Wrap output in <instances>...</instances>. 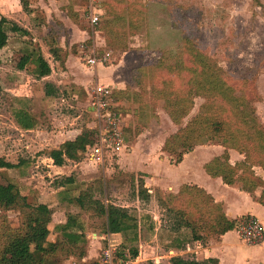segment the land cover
Listing matches in <instances>:
<instances>
[{
  "label": "rangeland",
  "instance_id": "rangeland-1",
  "mask_svg": "<svg viewBox=\"0 0 264 264\" xmlns=\"http://www.w3.org/2000/svg\"><path fill=\"white\" fill-rule=\"evenodd\" d=\"M57 1L59 2L54 0H30V6L33 8L31 7V13H27L23 9L20 0H0V19L4 17L9 22L16 23L20 28L27 30L32 37L29 38L22 33H10L7 47L0 51L2 60L0 64V161L3 160L2 152L8 138L10 139L9 144L13 146L12 151L17 152L20 150L18 154L23 155L22 159L25 164L30 166L29 174L36 176L35 184L38 183L41 177V181L51 182L48 187L58 188L60 185H64V189L57 194H53L52 190H47L51 195V200L61 196L67 198L69 196V194H66L68 188H70L71 195L75 198L80 195L86 185L90 186L93 181L101 179L109 182L108 186H106V190L103 188L101 191L94 189L93 185L91 191L94 199L128 208L130 214L138 220V224L142 229L149 228L150 224L156 227L165 224V226L170 227L168 214L172 216L174 213L170 214L165 209L166 202L160 201L161 199L167 200L169 193L154 190L148 197L143 192L144 190L140 192L138 179L142 177H136L130 173L124 174L120 170L119 165L116 163L118 151L114 155L115 158H113L112 164L107 163L104 167L84 161V156H82L79 161L83 163L81 164L82 167L79 166V170L69 172V176L74 178L73 184L67 183L68 177L66 175L45 177L48 169L42 162L44 159L42 150L50 148L54 144V141L51 144L49 143L52 140L49 136L50 132L59 131L62 128L64 130L78 128L80 131L86 130L88 132L87 136L91 137L90 139L95 141L97 138L93 134L95 132V116L88 108L93 98L91 96L88 99L86 93L84 94L82 91H79L78 95H71L73 89L78 90V87L72 83L69 84L70 81L59 74L55 77V74L51 80H58L62 89L56 92L55 100L54 98L48 100L44 89L48 79L37 80L25 71L20 70L22 71L20 73L19 69L16 68L24 54V49L29 46L25 43L32 39V42L38 45L42 54L49 60L51 66L54 63L49 55V43L53 41V44H55V39L56 43L58 41L59 47H65L67 51L70 48L74 52L78 64H83L82 58L84 55L89 56L92 52H97L99 55L111 52L112 61L115 64L122 54L130 51L128 59L132 65H141L140 67L144 69L158 59L162 60L165 65L187 64L189 52L195 47L208 57V63L213 67L212 71L219 76V79L225 80L227 85L235 89L237 95H243L248 101L254 102L257 115L264 123V0H126L124 4L118 0H102L103 14L105 12L103 22L107 17L112 20V17L106 13L108 7L112 5L113 8L121 11L126 10L133 4L142 12V15L134 24L135 27L132 28L127 23L123 26L120 24L125 34L111 36L110 38L104 33L103 29L90 27L88 19L84 16L86 14V10H84L86 0ZM117 28L118 25L115 26V30ZM73 68L74 73L87 75L88 78L91 75L90 72L80 67ZM54 70L56 69L54 68ZM161 70L157 71L159 74L152 75L147 68L149 74L140 75L143 86L142 94L150 106L151 115L156 116L157 121L162 120L163 117L160 99H156L148 89L159 87L162 80L169 77L165 68H161ZM187 81L185 78L178 81V83L184 85ZM79 88L82 90V86ZM27 93L30 97H26ZM63 99H65V102H63ZM67 100L72 102H67ZM203 103L204 99L197 97L193 110L181 125H177V129L172 131V129L165 127L168 131L173 132L169 134H179L181 128L197 115ZM20 107L35 116L38 123L37 128H35L36 135L33 132H28L23 136L16 135V130L13 127V116L14 112ZM116 108L120 113L131 115L128 111H131L132 107L128 108L126 105H120ZM128 120V122H122L124 136H126L124 146L125 143H132L135 135L142 132L149 121H143L141 125H135L131 119ZM164 120L165 123L166 119ZM155 126L148 127V129L150 128L149 135H147L148 140L155 135ZM38 130L41 132L37 134ZM154 142V144L152 143L151 153L141 154L143 155L141 159L152 160L156 156L155 153L163 151L162 148L159 151L157 141ZM15 143H19L18 147ZM207 146L213 147H209L212 149L205 148L200 151V161L206 159L209 155H214L216 152L220 155L223 153L224 148L220 149L217 145L212 144H207ZM124 149L125 152H130L129 146L124 147ZM231 151V162L236 161L237 163L239 159L244 160L245 156L243 154L235 150ZM163 152L167 157H170V160L172 158L176 159V155L172 157L169 153ZM37 160L40 162L39 167H36ZM69 164L73 165V162L67 163V165ZM138 168L141 167L138 166ZM257 171L259 172V170ZM4 181L0 177V183ZM237 185L240 187V182ZM151 189L154 188L151 187ZM262 189L258 188L256 194L260 195ZM169 207L179 209L183 207V204L181 201H173ZM211 208V204L205 203L202 210ZM71 209L73 211L69 213L78 214V218L83 226L85 225L87 232L102 234L103 219L97 217L95 211H80L74 205ZM187 209L190 212H195L192 205ZM19 213V210L7 213L13 225H18ZM190 218L193 221L202 222L203 226L210 224V221L199 215V213H195ZM187 237L188 235L185 233L184 238ZM126 238L132 239V236L129 235ZM168 241L167 233L159 230L156 239L152 243L154 245L153 249H150V247L147 250L140 249L143 258L145 254L148 257L143 264H152L154 257L163 255L169 245ZM190 242L189 239L186 240L187 244L193 245ZM134 246V240L128 242L126 247L118 245L119 257H124L125 254L131 255V248H135ZM101 258L102 251L99 252L100 261ZM47 260L46 264H57L67 259L61 256L57 258L48 256Z\"/></svg>",
  "mask_w": 264,
  "mask_h": 264
},
{
  "label": "trees",
  "instance_id": "trees-1",
  "mask_svg": "<svg viewBox=\"0 0 264 264\" xmlns=\"http://www.w3.org/2000/svg\"><path fill=\"white\" fill-rule=\"evenodd\" d=\"M122 1L123 4L126 0ZM23 9L31 13L30 0H20ZM113 6V5H112ZM112 6L108 7L107 15L112 17L110 20L105 18V12L101 18L100 28L104 30L108 38L111 36L124 35L120 24L126 23L130 27H135L137 19L142 15L139 8L130 5L126 10H116ZM103 24V25H102ZM118 28L115 30V26ZM121 28V29H120ZM10 33L20 34L32 38L30 33L20 28L16 23L9 22L6 18L0 19V51L9 42ZM50 41V53L60 63H64L66 54L58 41ZM187 41V40H186ZM124 43V42H122ZM20 62L17 67L19 70L26 71L36 79H42L51 74V68L44 58L37 44L28 40L25 45ZM208 57L199 52L195 47L189 52L188 63L165 65L162 60H156L150 66L140 67L134 71V79L138 85L142 86L140 75H157L161 68H165L168 78L162 80L157 88H151V93L162 101L163 109L169 115L171 121L176 125L189 116L195 106V99L203 98L204 103L197 115L191 118L184 125L179 134L170 135L164 143L163 150L176 159L171 162L178 164L183 160L185 154L194 150L198 145H219L224 148L223 153L214 157L205 164L206 173L211 177H220L226 185H237L240 182V189L249 193H254L258 188L262 189L259 202L264 205V178L257 175L255 167H260L264 171V123L257 115L254 102L248 101L243 95H237L234 88L227 85L225 80L219 79L213 67L208 63ZM2 60L0 57V64ZM150 71L148 73L147 71ZM163 71V70H161ZM188 81L184 85H179L181 79ZM187 87V88H186ZM45 93L47 96L55 95V90L51 84L46 83ZM117 93H114V97ZM17 123L25 130L34 129L37 125L35 116L29 111L20 109L14 114ZM78 137L61 144L59 148L44 150L56 166H63L67 160L80 161L87 148L94 144L90 136ZM229 150H235L245 156L244 160L232 164L230 162ZM13 165L0 161V168H12ZM128 174V173H124ZM138 179L139 191L145 192L150 197L143 175ZM4 179V178H3ZM68 184L74 183L72 176L67 178ZM109 182L95 180L77 197L69 201L81 211H95L97 217H102V231L106 234L123 233L137 238L139 229L138 220L132 216L128 208L119 207L112 203H103L101 200L94 199L92 186L96 190H106ZM92 192V193H91ZM195 200V201H193ZM165 209L174 213L168 214V221L173 232L186 229L190 232L189 241H202L207 243L211 238L219 237L234 230L238 220H229L223 213L219 203L206 194V192L195 185H184L178 194L169 193ZM181 201L182 208H171L170 203ZM211 204L212 208L202 210L204 204ZM192 205L195 212H190L187 207ZM19 210V223L13 225L7 213ZM199 213L210 221V224L203 226L202 222L193 221L192 217ZM53 210L46 204L30 202L28 198L19 191L11 182L0 183V264H46L47 257H64L71 255L82 257L84 249L77 252L73 249L78 243L80 235L68 233L78 227V214H69L67 222L60 226L66 243L68 244H48V223L51 221ZM79 237V238H78ZM179 247H182L179 246ZM119 253V252H118ZM138 251L133 250L131 256L136 257ZM215 259H184L180 256L173 257L170 264H217ZM93 264H100L94 262Z\"/></svg>",
  "mask_w": 264,
  "mask_h": 264
},
{
  "label": "crops",
  "instance_id": "crops-1",
  "mask_svg": "<svg viewBox=\"0 0 264 264\" xmlns=\"http://www.w3.org/2000/svg\"><path fill=\"white\" fill-rule=\"evenodd\" d=\"M54 1L59 2L57 0ZM87 4L88 2L84 4V10L86 11ZM61 48L66 54L64 63H60L51 55V53H49L52 58V62L54 63L53 66H51L49 60L43 54L44 58L51 68V74L47 77L37 80L48 79V82L46 83H49L51 84V86H53L56 94V92H59L62 87L58 80L51 79L55 74V77H57L59 74L63 78H67L70 81L69 84L72 83L76 85V87H78V90L73 89L71 95H78L79 91H82L84 92V94L86 93L88 99L93 95V90L96 86L112 87L114 89V92L112 94L111 101L113 103L114 110L121 115L123 123L125 121L128 122V119H131L135 125H141V122L149 120L146 126H144L143 131L138 135H135L132 143H125L124 147L129 146L130 152H125L124 147L118 150V159H116V163L119 165L120 170H122L124 173L133 174L136 177L143 175V179L146 183L145 187L147 188L150 195L152 192H154V190H158L162 193L167 192L176 195L179 193L182 186L195 185L203 189L206 194L210 195L214 199L215 203H219L221 205L223 213L229 220H238L240 222L242 217L254 216L264 226V205L258 200L262 192L260 195L256 194V191L253 194L249 193L247 191L241 190L238 185H226L220 177L214 178L206 173L204 168L205 164L211 161L214 157L219 156L220 154L216 152L214 155H209L206 159L200 161V151L205 148L212 149L209 147L213 146L208 147L207 145H200L195 147L193 151L185 154L183 160L178 164L172 163L170 157L166 156V154L163 152L165 140L167 139V137H169V133H173L172 131L177 129L176 127L178 126L171 121L169 115L163 109L162 101H160L161 113H163L162 120L157 121V117L151 115L152 112L150 110V106L148 105L147 99L142 94V87L141 85H138V83H136L134 79V70L140 68L141 65H132L131 61L128 59L130 51L122 54L121 58L116 60L115 64H113L112 61L111 65L100 63L95 66H89L84 60L85 56H87L86 54L82 58L83 64H78V61L76 60L77 57L70 48L68 49V51L65 49V47ZM73 67H80L81 69L87 70V72L91 73L90 77L88 78L87 75L83 76L79 73H74ZM54 68L56 70H54ZM22 71H20V73ZM81 86L82 90L81 88H79ZM148 90L151 91V88H149ZM114 93H117L115 97ZM26 97H30L28 93L26 94ZM46 97H48V100H50L51 98H54L56 96L46 95ZM63 102H65V99H63ZM67 102L72 101L67 100ZM115 105H126V107L128 108L132 107V110L128 111L131 115H129V113H120V111L116 108L117 106ZM20 109L24 108H18V110H16L14 114ZM147 116L149 117L147 119H144ZM164 119H166L165 123ZM153 125H156L154 132L155 135H153V137L148 140L147 135H149V129ZM37 126L38 123L35 128H37ZM13 127L16 130L17 136H19V134L23 136L28 132H33L34 135H36L35 128L31 130L23 129L17 123L14 116ZM148 127L150 128L148 129ZM165 127L172 129V131H168V129H166ZM94 130L95 132L93 134L96 135V120L94 122ZM40 132L41 131L38 130L37 134ZM50 133L51 134H49V136L52 138V140H50L49 143L51 144L52 141H54V144L50 148L43 149L42 152L44 150L59 148L64 142L75 140L78 137L84 136V134L88 132H86V130L80 131V129L78 128H68V130H64L62 128L59 131H53ZM125 138L126 136H124V141L126 142ZM148 141L150 143H147ZM154 141H157L158 143V150L160 151L162 148L163 151L155 153L154 155L156 156H154V159L152 160L141 159L143 158V155L141 154L146 155L151 153L153 144L155 143ZM9 142L10 139L7 138L6 146L4 148V151L2 152L3 161L5 163L13 165V167L0 168V177L4 178V182L9 181L13 183L19 189L22 195L28 198V201L46 204L53 210L52 219L48 223V244H68L66 243V237L64 236L62 230H60L59 228L67 222L68 215L72 214L69 212L73 211L71 209L73 205L69 201L74 196L71 195V191L69 190L70 188H68V191L66 192V194H69L67 198L61 196L60 198L55 197L54 200H51V195L47 192V190H52L53 194H57L64 189V185H60L58 188L53 186L48 187V185H51V182L47 183L46 181H41V177L39 178L38 183L35 184L34 180L36 176L29 174L30 166L25 164V161L22 159L23 155L18 154L20 150H18L17 152L12 151L13 146H11ZM15 145L16 147H18L19 143H15ZM217 146L220 147V149H223V147L219 145ZM218 147L216 148L219 149ZM145 149L147 150L146 152ZM43 155L44 159L42 160V162L48 169L45 173V177H52L53 175H66V177H70L69 172L79 170L78 167H82L81 164H83L79 161L67 160L63 166H56L53 160L48 155H46L45 153H43ZM231 156L232 151L230 150V158ZM84 161H88L91 164L100 166L89 160L85 156V153ZM239 161L241 160H237V162ZM69 162H73V165H67V163ZM231 163L235 164L236 161ZM36 164V167H39L38 165H40V162L37 160ZM138 166H140L141 168H138ZM254 169L257 175H260L262 178H264V171L260 167H255ZM257 170H259V172ZM37 174L41 175L40 173ZM151 187H153L154 189L152 190ZM239 222L234 230L229 231L222 236L211 238L207 243H204L202 241H193V245H190L186 243V240L190 239V232L186 229L180 230L178 232H173L171 231V228L169 226H165V224H163V226L161 227H156L153 226V224H150V227L145 229H142L139 226L137 238L127 239L126 235L123 233L106 234L102 231V234L99 235L97 233L87 232L85 225L83 226V223L78 218V227L72 229L71 231H68V233L78 234V236L83 235L80 236V238L78 237L79 241L76 246L73 247V249L76 252L79 249H84V256L79 257L71 255L66 258L67 260H64L63 262L61 261L57 264H93L94 262H99L101 264L102 258L100 261L99 252L107 246L109 241L121 247H126L128 245V242L130 243L133 240L135 248L131 249L132 251H138L137 256L132 257L130 254H125V256L123 257L124 264H143L146 262L148 257L147 254H145L143 258V253L140 249L144 248L145 250H147L148 247H150V249H153L154 245H152V243L154 242V239H156L157 232L159 230H161L163 233H167L169 245L167 246V250L163 255L153 258L152 264H170V260L176 256H180L184 259H196L198 261L211 258L217 260V264H264V242L257 246H249L243 243L238 232ZM185 233L188 235L186 239L184 238ZM181 245L182 247H179Z\"/></svg>",
  "mask_w": 264,
  "mask_h": 264
},
{
  "label": "built area",
  "instance_id": "built-area-1",
  "mask_svg": "<svg viewBox=\"0 0 264 264\" xmlns=\"http://www.w3.org/2000/svg\"><path fill=\"white\" fill-rule=\"evenodd\" d=\"M85 17L92 28H99L103 7L101 0H87ZM84 60L89 66L98 64L109 65L112 63V53L106 52L99 56L97 52L85 56ZM114 89L109 86H96L93 90L92 101L89 110L94 114L97 121L96 139L93 145L87 148L85 156L104 167L107 163L112 164L116 152L124 146V131L122 128L121 115L114 110L111 101ZM238 232L241 240L249 246H257L264 242V226L254 216L242 217ZM118 245L109 241L102 250L101 264H124L123 257H119ZM125 256V255H124Z\"/></svg>",
  "mask_w": 264,
  "mask_h": 264
}]
</instances>
